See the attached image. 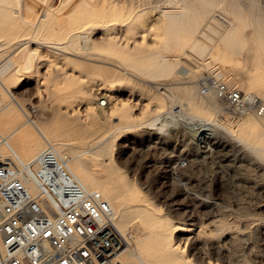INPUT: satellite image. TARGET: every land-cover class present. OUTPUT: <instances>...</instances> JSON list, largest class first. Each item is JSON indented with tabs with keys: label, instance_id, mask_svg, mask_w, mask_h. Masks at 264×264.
<instances>
[{
	"label": "rangeland",
	"instance_id": "obj_1",
	"mask_svg": "<svg viewBox=\"0 0 264 264\" xmlns=\"http://www.w3.org/2000/svg\"><path fill=\"white\" fill-rule=\"evenodd\" d=\"M12 1L13 7H0V23L2 15L9 14L13 16V23L25 28L19 12L14 8L17 0ZM169 1L172 0H50L53 27L50 31H43L41 38L55 41L61 37V30L67 24L61 20L70 8H97L95 18L100 24H103L105 13L110 10L113 20L101 25V29L82 33L89 34L93 43L99 44L95 55L78 48L56 49L32 43V46L40 48L44 59L37 69L21 71L11 77L10 82L14 85L11 89L26 102L33 117L40 118L45 109L47 111L53 103L59 102L56 105H59L57 107L61 114L65 113L64 119L67 114L69 117L77 115L87 128L93 127L88 109L98 107V98L109 100L107 105H101L109 112L112 110L108 109V105L129 104L130 120L136 126L122 128L113 111L109 122L118 127L115 126L114 130V126H111L115 132L111 128L109 130L114 133L108 144L112 160L105 159L107 163L113 162L111 166L114 169L117 167L115 176L120 175V179L126 178L133 185V202H128L126 208L136 205L157 218L159 224L165 225L167 232L176 235L186 248L189 259L196 264H264V149L261 155L256 154L241 140L250 137L248 140L251 143L264 147V119L249 113L251 118L256 119L261 135L240 131L234 121L235 131L218 126L201 139L191 134L194 131L190 129V124L176 123L161 131L154 126L138 123L144 118L163 114L168 105L178 103L172 101L163 84L140 74L145 59L120 61L113 49L119 45L132 50L137 45L155 47L156 41L161 38L160 24L157 22L160 8L172 3ZM227 1L239 3L245 31L252 32L253 41L264 51V0ZM253 10L257 11V15L253 16ZM135 24L143 31L139 33L138 27H133ZM2 35L0 32V39ZM80 43H83V39ZM18 44L0 47V63L16 52ZM212 66L202 65L190 76L196 78L199 70ZM103 68H113L124 77L105 78L101 72L105 70ZM56 72L59 73L54 74L53 79L51 75ZM135 77L137 80L144 79L146 86H140L139 82L137 84ZM168 78L161 79V82L185 79L179 74ZM55 90L57 94L53 93ZM70 91H75V94L68 98ZM132 91L134 94H131ZM139 91H144L148 98L140 99ZM103 93L110 96L102 97ZM3 96L6 101L8 96L5 93ZM208 103L207 109L212 108V111L205 117L193 115V119L219 122L231 115L235 119L242 117V114H231L221 104L215 109L210 100ZM87 153L90 160V152ZM91 165L104 173L102 165ZM130 221L134 222L135 219ZM182 228L188 230L182 231Z\"/></svg>",
	"mask_w": 264,
	"mask_h": 264
},
{
	"label": "bare ground",
	"instance_id": "obj_2",
	"mask_svg": "<svg viewBox=\"0 0 264 264\" xmlns=\"http://www.w3.org/2000/svg\"><path fill=\"white\" fill-rule=\"evenodd\" d=\"M169 2L172 3L169 4ZM169 2L168 6L160 8L157 22L160 24L159 35L161 38L156 41L155 47L144 45V47H138L137 45L132 50L119 45L114 46L113 49L118 54L117 58L120 61L145 59V66L140 70V74L146 79L159 81L160 84H163L168 90L169 96L172 97V101L178 103L168 105L163 114L144 118L138 123L154 126L161 131L167 130L176 123L190 124V129L194 131L191 134L197 139H201L215 131L218 126L232 132L235 131L233 125L235 121L240 131L261 135L256 119L251 118L250 114L264 119V108L258 112L255 107L251 108L245 103L251 105V98L256 96L264 106V51L260 49L262 46L259 48L253 41L252 32L245 31L244 18L238 6L239 3L227 0H172ZM13 3L12 0H0V7L7 9V7H13ZM49 3L50 0L16 1L14 8L19 12L25 28L13 23V16L2 15L0 32L3 34V38L0 39V47L6 48L12 47L16 43L19 44L16 52L13 51L12 56L4 58L5 60L0 63L1 150H4V146L8 145L22 160L29 159L46 146H52L58 154L65 155L66 163L77 179L85 187L97 190L110 206L113 223L125 236V243L117 253V257L123 264H196L190 260L191 258L189 259L186 248L177 240L176 235L173 232H167L165 225L159 224L157 218L136 205L126 208L128 202L132 201L133 185L128 179H120V175L115 176L117 167L114 169V166H111L113 162L110 163L112 156L108 144L111 135L114 134L112 132L117 126L110 125L109 122V116L114 115L113 111L122 128L134 127L135 124L130 120L129 104L116 103L117 105L114 107L108 105V109L112 110L109 112L105 108H101V105H107L109 100L104 101L103 99V104H100V98H98V107H95L94 110L88 109L90 124H93V127L87 128L86 123L80 121L77 115L69 117L67 114V118L64 119L65 113L61 114L57 107L59 105H56L59 103L58 100L55 101L57 103L51 105L49 110L43 109L44 113L40 118L33 117L26 102L17 97L11 89L14 87L10 82L11 77L21 71L28 72L33 68L37 69L38 64L44 59L40 48L32 46V43L56 49L74 50L78 48L80 51L95 55L99 44L98 46L94 44L89 34L82 33L91 29H101V25L113 20V12L110 10L105 13L103 24H100L95 18L97 8L91 10L90 8L84 10L70 8L64 13L61 20L67 22L65 28L61 30V37L55 41L41 38L40 34L43 31L53 27ZM253 12L254 16L257 11L253 10ZM130 18L132 20V17ZM129 22L130 19L126 23ZM133 27H138L139 33L143 31L139 25L135 24ZM10 36L12 39H9ZM13 39L16 40L11 42ZM81 39H83V43H80ZM217 64L219 65L217 66ZM202 65L204 67L214 66L202 68L196 78L190 76ZM113 68H103L105 70L101 71L102 75L105 78L115 76L122 79L124 75L122 74L123 77L118 75ZM203 70H207L216 79L224 82L226 87H235L241 90L243 92L241 99L246 101L251 99L248 102L242 101L246 107L237 113L228 110L223 105L224 102L217 96V87L214 90L212 84L200 83V80L197 79ZM58 73L51 75L53 79L55 78L54 74ZM173 74L184 76L185 79L161 82L163 81L161 79H166ZM138 82L140 86H146L144 79H138L137 84ZM56 92L57 90L53 93ZM3 93L8 96L6 101ZM74 94L75 91L68 92V98ZM131 94H134V91ZM109 96V94L103 93L102 97ZM138 96L140 99L148 98L144 91H139ZM208 100L212 102L213 108L217 109L221 104L231 114H242V117L235 119L231 115L219 122L193 119V115L205 117L212 111V108L207 109ZM90 119L88 120L90 121ZM111 126H114V130ZM110 128L112 132L109 131ZM248 138L250 139V137ZM248 138L243 137L241 140L254 149L256 154L261 155L260 152L264 147L251 143ZM87 152H90V160L86 155ZM108 158L110 162L107 163L105 159ZM92 163L102 165L104 173L93 168ZM25 182L33 189L29 182ZM132 219L135 221L131 222ZM129 222L132 224L128 225ZM186 229L180 230L187 231L188 229Z\"/></svg>",
	"mask_w": 264,
	"mask_h": 264
},
{
	"label": "built area",
	"instance_id": "obj_3",
	"mask_svg": "<svg viewBox=\"0 0 264 264\" xmlns=\"http://www.w3.org/2000/svg\"><path fill=\"white\" fill-rule=\"evenodd\" d=\"M197 79L217 87L233 113L245 104L264 108L256 96L243 104L241 90L207 70ZM124 243L107 201L77 179L65 155L46 146L22 160L8 145L0 148V264H123L117 253Z\"/></svg>",
	"mask_w": 264,
	"mask_h": 264
}]
</instances>
